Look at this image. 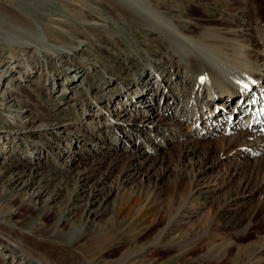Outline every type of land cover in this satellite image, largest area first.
I'll return each mask as SVG.
<instances>
[{"label":"rangeland","instance_id":"374dc122","mask_svg":"<svg viewBox=\"0 0 264 264\" xmlns=\"http://www.w3.org/2000/svg\"><path fill=\"white\" fill-rule=\"evenodd\" d=\"M128 1L150 4L159 13L152 16L186 34L240 23L264 36V0ZM22 5L60 50L39 49L33 36L19 30L10 36L2 28L11 30L12 23L1 24L0 264H41L28 256L47 255L58 259L54 264H79L81 255L110 264L138 250L126 264H264V146L248 154L240 141L213 132L193 137L191 120L172 129L168 122L142 124L143 111L177 118L172 94L188 93L193 83L168 40L107 0ZM15 37L30 44L12 42ZM256 47L264 51V37ZM222 66L230 79L249 72ZM161 77L172 87L165 96L153 94ZM147 82L144 98L137 97ZM194 109L191 104L186 114L193 117ZM133 158L146 163L126 182L120 171ZM201 159L214 166L192 180ZM86 162L96 167L83 174L79 164ZM54 226L61 237L48 235ZM78 229L67 244L64 236Z\"/></svg>","mask_w":264,"mask_h":264},{"label":"bare ground","instance_id":"6f19581e","mask_svg":"<svg viewBox=\"0 0 264 264\" xmlns=\"http://www.w3.org/2000/svg\"><path fill=\"white\" fill-rule=\"evenodd\" d=\"M53 1L54 0H0V30L2 28V23L7 21L11 22L12 29L6 30L5 27H3L2 29H4V33L13 36V33H17L18 30L20 33L26 32L30 35V37L33 36L34 41L32 42H34L36 47L39 49L43 48L53 51L58 49L59 51L60 49L56 47V45L53 46L49 44L47 37L41 32L38 24L35 22H30L27 19L28 11L23 9L22 5L23 3L27 2L33 7H38L43 3H52ZM107 1L113 3L122 16L137 22H141V24L148 29L153 28L154 30H157L159 34L168 40L169 45H167L166 48L170 49L171 51L173 49L176 52L177 60L192 72L190 77H193V79H191L193 83H191L190 80L188 81L190 85L188 93L185 90L179 89L176 93L172 94L173 103L177 106L176 108H178V110L174 111V114L177 116V118H173L171 121H166L162 113H155L154 111V113L150 114L143 111V113H141L143 125H148L150 128H163V125L168 122L170 125L165 128L172 129L178 128L180 125L184 124L181 122H185V120H191V125L188 126L190 129L188 130L192 136H196L195 132L198 134H203V136L219 134L221 135L222 140H228V142L237 141V143L240 141L244 147V151H247L248 154L251 153L249 151L255 153L259 152V149L264 146V131H261L262 129L264 130V83H260L264 81V51L257 49L256 46L258 45V40H261L262 37H264L262 34L263 30H258L255 34L252 32L250 33V27H245L239 23L236 25L235 29L230 27H207L208 29L205 28L203 32H199L198 35L194 36L180 31L173 23L169 22L168 20L161 21L164 19L161 18V15L160 17L158 16L159 19L152 16V14H157L158 12L152 6H150V4H148L149 6L146 4L143 6H137L128 0ZM139 1L140 0H138V2ZM228 31H232L229 37L227 36ZM237 41H240L239 49L234 47V44L235 42L237 43ZM12 42L25 45L30 44L26 41L23 42L22 40H17L16 37L15 39L13 38ZM243 46H246L247 48ZM232 60H237L238 62L235 63ZM216 62L217 64L215 65ZM222 65H224L226 68L233 66H241L244 68L248 67L249 72L238 73L240 76L237 79H230V77L227 76L229 75V72L226 71ZM213 66L219 67L220 71H218ZM202 77L203 79H201ZM163 78L161 79L163 82L161 84L158 83V86L161 88L158 86H155V90L152 88L154 90L153 94L165 96L172 89V87L167 84L168 81L164 80ZM149 83H143L141 86L142 89L136 92L135 95L137 97L144 98L143 90L144 87H148L150 85ZM186 85L188 84L186 83L185 86ZM181 91H183L182 99H180L179 96ZM236 94L237 97H234ZM206 98L207 100H205ZM235 98L236 101L234 105L231 106L230 110H228L229 107L227 108V106L229 102L231 105V101H233ZM209 100L213 101V104L210 103L213 107L211 105V107L207 106L209 104ZM215 101L217 102L214 104ZM152 102L153 99L151 98L147 100L146 104L149 105L152 104ZM202 102L205 103V107L198 108ZM180 104L181 107H179ZM191 104L195 108L193 117H189V113L186 114L187 109L188 112L191 109ZM165 107L167 108L168 106ZM172 108L173 107L171 106L168 109L172 110ZM156 114L157 119H151ZM240 118H242L243 121L236 122V119L240 120ZM156 120H158V122ZM229 121H231V125L229 124ZM207 122H209V126L211 127L208 128L206 126ZM221 122L225 123V127L219 132L215 127H218ZM201 123H205V125H201ZM108 124L111 125L113 123L109 122ZM115 124L116 122H114V125ZM115 127L116 126L112 128V132L117 133ZM220 128L222 127L220 126ZM44 129L45 130L43 133L48 136L49 133L47 130L49 128ZM117 136L118 135L115 134L110 141L112 144L115 143L114 147L116 146ZM237 146L238 145L236 144V147ZM128 158L130 159V157ZM129 159H127L128 162L126 167L124 166L125 168L120 171L122 174V179L126 182L134 179L135 175L140 172L139 169L146 163L145 159H141L137 162V156L136 159L134 160L133 158L131 162ZM197 163L198 167H194V171L191 173L192 180L197 179L199 177L198 174H201V172L203 173L204 168L207 165H209L208 167L210 168L214 166L212 164H208L204 159H201ZM85 164H87V162L81 165L79 164V166L84 167V171L82 172L83 174L86 173L85 168L87 170L88 168L96 167V165L91 164L90 167V165L85 166ZM149 167L150 164H148L147 170L150 169ZM109 168L112 167L109 166ZM96 196L97 194L94 193L93 197L95 198ZM231 201H233V199H231ZM231 201L228 199V204H230ZM53 229L54 230L50 231L48 235L55 236L57 238L62 236L57 233V226H54ZM80 231L81 230L78 229L69 232L64 236V241L67 244L72 243V241L75 240V237L81 233ZM12 246L16 249H21L22 244L15 241L13 242ZM262 248H264V245ZM139 251L140 250L120 256L110 264H126L127 260L132 257L131 255H137V252ZM23 254L28 256V254L24 251ZM28 257L38 260V262L41 264H54L56 263V260L58 261V259L53 255H47L44 257L45 259H38L30 256ZM77 260L79 264H99L90 259L87 255H81L77 258Z\"/></svg>","mask_w":264,"mask_h":264},{"label":"snow or ice","instance_id":"6c2138e0","mask_svg":"<svg viewBox=\"0 0 264 264\" xmlns=\"http://www.w3.org/2000/svg\"><path fill=\"white\" fill-rule=\"evenodd\" d=\"M201 79H203V77Z\"/></svg>","mask_w":264,"mask_h":264}]
</instances>
